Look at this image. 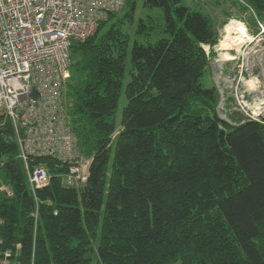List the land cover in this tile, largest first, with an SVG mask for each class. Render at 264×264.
<instances>
[{
  "label": "trees",
  "instance_id": "trees-1",
  "mask_svg": "<svg viewBox=\"0 0 264 264\" xmlns=\"http://www.w3.org/2000/svg\"><path fill=\"white\" fill-rule=\"evenodd\" d=\"M203 1L144 0L162 10V35L150 42L155 26L141 19L131 44L135 1L126 0L129 10L71 43L65 102L88 175L66 186V167L36 158L51 174L36 191V232L23 163L3 129L0 176L13 195L0 191V239L5 249L20 244L19 264H92L99 223L97 264H264V118L218 116L219 93L202 84L219 41ZM231 5L248 16L226 19L246 28L264 19V0Z\"/></svg>",
  "mask_w": 264,
  "mask_h": 264
},
{
  "label": "built area",
  "instance_id": "built-area-1",
  "mask_svg": "<svg viewBox=\"0 0 264 264\" xmlns=\"http://www.w3.org/2000/svg\"><path fill=\"white\" fill-rule=\"evenodd\" d=\"M126 0H0V130L10 127L35 209L36 191L47 187L51 174L36 158L56 159L66 186H79L88 175L89 159L82 155L65 102L66 79L73 41H85ZM4 162L0 161V170ZM0 191L13 195L2 182ZM56 213V211H54ZM1 224V221H0ZM0 264H19L20 244L3 248ZM14 252V254H13Z\"/></svg>",
  "mask_w": 264,
  "mask_h": 264
},
{
  "label": "rangeland",
  "instance_id": "rangeland-1",
  "mask_svg": "<svg viewBox=\"0 0 264 264\" xmlns=\"http://www.w3.org/2000/svg\"><path fill=\"white\" fill-rule=\"evenodd\" d=\"M134 21L130 26L131 44L138 38L135 35V26L142 19L147 24H153L155 30L150 42H154L162 35L165 19L163 12L158 7H147L144 5V0H134ZM200 0H183L184 4L195 8ZM216 1L218 3H216ZM207 0L204 7L215 23H217L219 41L214 46L215 55L209 58V66L205 71L202 84L206 88L214 86L219 93V103L216 111L220 118L233 124L231 115L234 117L242 116L244 118L262 119L264 118V19L257 20L256 25L246 28L247 35L251 38H245L240 44L232 41L235 36L238 26L236 19L241 16L247 18L248 15L240 14L239 11L231 5V0ZM203 2H200L201 4ZM199 4V3H198ZM202 6V5H201ZM129 10V7H124L121 10ZM231 17L226 19L227 14ZM238 21V20H237ZM128 26V24H126ZM226 38V39H225ZM229 38V39H228ZM144 43H147L143 38H139ZM227 41L230 49H226L223 42ZM239 42V40H238ZM206 53L210 52L208 46H204ZM226 49V50H225ZM131 62L127 58L125 74L122 80V88L118 100V106L114 115L116 132L121 128L122 112L127 104L125 95V87L131 76ZM111 159L109 167L111 166ZM2 161V158H0ZM101 223H99L96 239L91 244L89 257L92 264L99 262L97 246L99 241Z\"/></svg>",
  "mask_w": 264,
  "mask_h": 264
},
{
  "label": "bare ground",
  "instance_id": "bare-ground-1",
  "mask_svg": "<svg viewBox=\"0 0 264 264\" xmlns=\"http://www.w3.org/2000/svg\"><path fill=\"white\" fill-rule=\"evenodd\" d=\"M235 21L237 22L238 29H237L236 33H233V34H235V36L232 37V39H233L232 41L237 42V44H240L241 41H243L245 38H247V36H248V39H250L251 37L249 35H247L246 29L243 26V24L240 21H237V20H235ZM238 40H239V42H238ZM223 45L226 49H230L227 41L223 42ZM0 241H1V239H0ZM13 254H14V252H13Z\"/></svg>",
  "mask_w": 264,
  "mask_h": 264
},
{
  "label": "water",
  "instance_id": "water-1",
  "mask_svg": "<svg viewBox=\"0 0 264 264\" xmlns=\"http://www.w3.org/2000/svg\"><path fill=\"white\" fill-rule=\"evenodd\" d=\"M1 133H2V132H1V130H0V138H1Z\"/></svg>",
  "mask_w": 264,
  "mask_h": 264
}]
</instances>
